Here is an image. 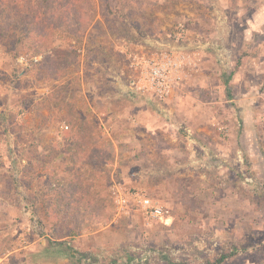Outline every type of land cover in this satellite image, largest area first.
Listing matches in <instances>:
<instances>
[{
	"label": "rangeland",
	"instance_id": "374dc122",
	"mask_svg": "<svg viewBox=\"0 0 264 264\" xmlns=\"http://www.w3.org/2000/svg\"><path fill=\"white\" fill-rule=\"evenodd\" d=\"M94 2L101 24L87 31L108 61L71 73L81 87L65 101L57 88L64 79L38 84L23 76L28 64L0 36V264H204L234 244L240 251L222 264H264V0H128L113 13L112 0ZM179 23L189 28L181 41L169 35ZM136 52L187 57L184 83L170 98L131 90L128 57ZM74 108L83 116L78 122ZM86 121L116 151L98 205L113 217L81 224L62 243L53 214L40 209L38 223L30 203L8 200L10 176L20 175L15 142L18 134L21 142L35 136L47 168L35 159L28 178L56 182L71 165L68 154H59L66 138ZM37 179L29 192L38 196ZM114 182L143 189L170 214L150 224L120 214L109 194Z\"/></svg>",
	"mask_w": 264,
	"mask_h": 264
},
{
	"label": "trees",
	"instance_id": "16d2710c",
	"mask_svg": "<svg viewBox=\"0 0 264 264\" xmlns=\"http://www.w3.org/2000/svg\"><path fill=\"white\" fill-rule=\"evenodd\" d=\"M127 1L109 2L111 13L115 12L116 8L117 12H123ZM97 10L94 0H0V36L9 39L10 50L16 57L21 56L24 51H32V57L25 56L28 66L21 71L23 76H32L38 84L56 85L64 79L63 85H57V88L61 92L59 96L62 95L61 98L65 101L71 96L69 94L72 90H79L81 87L80 79L72 81L68 78L71 73L80 72L82 68L88 70L95 62L101 66L108 61L107 57L101 56L100 49L95 48L94 35L87 31L90 25L101 24L97 18ZM62 39H74L75 43L70 48H64L57 44L58 40ZM76 45L80 46V49ZM36 56L41 58L37 59ZM100 70L101 67L96 68V72ZM233 73L231 71L225 80L227 88ZM75 111L74 108L70 116L78 122L83 116ZM81 124L77 130L69 134L59 153L62 156L68 154L71 165L65 166L66 175L56 182H53L54 179H49L50 182H46V179L38 180L36 175L28 178L35 167L34 160L41 161L40 157L43 155L38 149L40 142H37L35 136L21 142L24 136L17 133L15 142L17 158L13 161L16 160L15 165L19 164L16 166L19 167L20 175L11 174L8 192L13 196L7 199L11 203L15 202L17 206H20V199L30 203L32 219L36 218L38 223L41 221V217L38 216L40 209H44L47 215L53 214L54 225L63 226L56 235V239H60L62 243V240L76 236L81 224L85 222L105 224L113 217L112 211L102 215L98 205L105 187L108 182L111 183L112 166L109 164H114L116 151L113 145L106 147V141L94 134L95 126L87 121ZM9 125L6 126L12 128V124ZM26 156L29 159L28 165L21 164ZM46 161L45 159L40 162L41 167L47 168ZM103 172H106V179L101 183L100 175ZM36 179L35 186H42L43 189L42 194L38 196L29 192ZM6 195L5 193V197ZM51 242L53 243V240ZM239 251V245L234 244L233 251L221 253L215 259L207 258L204 264H222ZM84 256L90 258L91 254L85 253ZM93 260L97 261V258L93 257ZM115 262L117 260L113 261L114 264Z\"/></svg>",
	"mask_w": 264,
	"mask_h": 264
},
{
	"label": "built area",
	"instance_id": "2783aa9c",
	"mask_svg": "<svg viewBox=\"0 0 264 264\" xmlns=\"http://www.w3.org/2000/svg\"><path fill=\"white\" fill-rule=\"evenodd\" d=\"M189 28L179 23L174 32L169 34L178 41L188 37ZM37 58V57H36ZM186 56H177L168 52L160 55L140 54L129 55L130 88L135 93L154 96L159 101H165L184 83ZM17 61L28 64L25 56H19ZM68 128V126H65ZM109 194L120 214L131 215L140 212L146 224L158 221L170 214L169 209L158 200L151 197L143 189H128L123 184H111Z\"/></svg>",
	"mask_w": 264,
	"mask_h": 264
},
{
	"label": "crops",
	"instance_id": "0c3cea01",
	"mask_svg": "<svg viewBox=\"0 0 264 264\" xmlns=\"http://www.w3.org/2000/svg\"><path fill=\"white\" fill-rule=\"evenodd\" d=\"M148 130L150 131L151 129L149 128ZM113 141H114V140H113ZM114 142H115V141H114ZM24 161H25V160H24ZM134 214L142 215V213H140V212H136V213H134ZM142 216H143V215H142ZM67 239H68V238H67ZM69 239H71V238H69ZM42 243L45 244L43 240H42ZM67 245H71V241H70V240L68 241ZM73 250H74V249H73ZM58 259H59V258H58Z\"/></svg>",
	"mask_w": 264,
	"mask_h": 264
}]
</instances>
